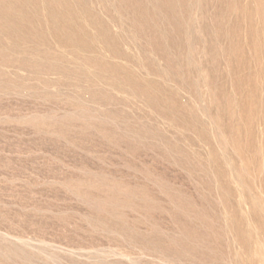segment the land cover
<instances>
[{
  "label": "rangeland",
  "instance_id": "rangeland-1",
  "mask_svg": "<svg viewBox=\"0 0 264 264\" xmlns=\"http://www.w3.org/2000/svg\"><path fill=\"white\" fill-rule=\"evenodd\" d=\"M0 264H264V0H0Z\"/></svg>",
  "mask_w": 264,
  "mask_h": 264
},
{
  "label": "bare ground",
  "instance_id": "bare-ground-1",
  "mask_svg": "<svg viewBox=\"0 0 264 264\" xmlns=\"http://www.w3.org/2000/svg\"><path fill=\"white\" fill-rule=\"evenodd\" d=\"M116 211V210H115Z\"/></svg>",
  "mask_w": 264,
  "mask_h": 264
}]
</instances>
